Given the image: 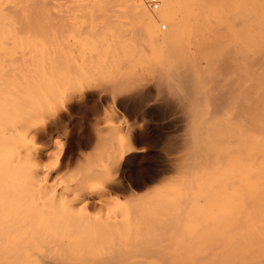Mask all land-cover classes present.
Listing matches in <instances>:
<instances>
[{
	"label": "rangeland",
	"instance_id": "rangeland-1",
	"mask_svg": "<svg viewBox=\"0 0 264 264\" xmlns=\"http://www.w3.org/2000/svg\"><path fill=\"white\" fill-rule=\"evenodd\" d=\"M1 1L0 264H42V256L51 257V247L61 240L55 233L52 240L50 231L51 239L44 231H33L48 238L42 241L47 239L46 246L53 242L48 250L39 236L37 241L31 235L26 220L34 227L35 219L47 217L48 223L57 216L65 221L153 216L166 219L162 222L170 233L190 229L191 235H200L207 225V235H214L206 248L212 256L224 242V253L238 249L243 255L241 264L254 255L258 261L253 264H264V0H254V30L252 25L240 28L249 60L242 55L233 74L226 67L199 77L204 84L210 81L204 86L211 94L206 110L213 111L211 102L221 96L226 99L207 122L215 129L217 164L212 176L216 196L207 206L205 196L186 201V185L177 180L187 136L185 105L178 97L179 83H174L178 76L165 67L159 46L145 37L139 21L118 11L124 8L120 0H102L99 7L91 3L101 0ZM112 22L124 30L115 32L114 24L108 26ZM157 23L159 31L167 30V25L160 28L163 21ZM219 78L225 80H219L225 83L224 95L213 86ZM232 168L236 174L227 176ZM6 179L12 187L7 199ZM205 231L195 238L203 244ZM234 235L236 247L229 246ZM61 237L69 247L62 246L59 255L66 253L61 258L72 262L58 255L51 264H81L74 256L86 264L91 254L97 258L92 249L84 256L78 252L86 251L87 237ZM78 241L83 248L73 252Z\"/></svg>",
	"mask_w": 264,
	"mask_h": 264
},
{
	"label": "bare ground",
	"instance_id": "bare-ground-1",
	"mask_svg": "<svg viewBox=\"0 0 264 264\" xmlns=\"http://www.w3.org/2000/svg\"><path fill=\"white\" fill-rule=\"evenodd\" d=\"M2 2L3 1L0 0V10L2 8V4H4ZM120 2L121 3L119 5H123L124 8L123 10L118 11H122V16H129V18H134L139 21V25L137 26L145 35V37H147L151 41L150 43L157 44L159 46V55L162 56V60H165V63L167 64L165 67H167L172 74L175 73L176 76H178V78L175 79L174 75V81L178 80L174 83H179L178 87L176 88L178 90L179 99H181L182 104L185 105L184 115L186 116V124L188 126L186 125L187 134H185V136H187L184 139L185 154L181 162L176 165L177 180L180 182H184L186 185V201L190 200V202H194V200L196 201V199L200 198V196H205V205H210L213 198L216 196L215 192L213 191L215 183L214 179H212V176L214 173V166H216L217 164H215L216 159L214 158L216 143L215 138H213V135L215 133V129L209 128L207 126V122L210 117H213L218 110L224 107L226 99L221 96L219 100L216 99L217 101L215 100L212 101L213 103L211 102V105L213 104L212 106L215 108L213 111L206 110V96L207 94H210V90L208 87L204 86H207L206 81L208 80H204V84L202 80H200L202 78L199 77H204L202 73L204 74L205 72H209L210 74H213L215 72L219 73V71L226 67L228 68L227 70H230V72H232L233 74L235 69L238 67L239 58L243 55V58L246 56L244 60L248 59L247 55H245L247 54V52L244 53L242 51V43L244 41L242 43L240 41V38L242 37L240 35V28H242L243 26L246 30H250L253 27L254 30L255 26L258 24H254L255 26L252 25V21L254 18L253 13L255 11L254 0H161L160 8L155 12H150L142 0H120ZM103 3L105 2H102V0L100 3L92 2L91 6L99 7L103 5ZM77 5L79 4L77 3ZM10 6L11 5H7V7ZM79 6H81L82 8L85 7L86 9V4L84 3ZM158 20L163 21L164 25H167V30L159 31V28L157 27ZM263 21L264 20H262V22ZM113 24L114 23L112 22V24L108 26H112ZM114 25V27L116 28L115 32H120L121 30H124L122 24L115 23ZM246 39L247 38L245 37V40ZM247 43L249 42L246 41L245 44ZM247 45H250V43ZM226 60H229V63L226 64ZM223 72L224 70L221 73ZM221 73L220 77L223 78ZM197 74L199 76H196ZM232 74L230 75L232 76ZM219 80L220 78L217 80L219 84L216 83L217 81H213L214 83L211 81V83H213L214 87H217L215 88L218 91V88L221 89L219 91L221 93L220 95H224L222 91L225 83L221 82L225 80L221 79V82ZM230 91L233 94L234 88L232 87ZM203 108L205 111L203 110ZM192 129L195 132L194 135L190 134ZM228 157L229 155H225V159H227ZM235 174L236 173H234V169L232 168L230 169V173L227 176H233ZM3 187L6 191L5 198L7 199V191L9 190V188H12L8 184L7 179ZM189 206H191V204H189ZM180 216L181 215H179V217ZM188 216L190 217L191 214ZM59 217L60 216H57L54 221L51 220L48 223L46 217L44 219L46 222L45 224L42 223V221L44 222L43 218L39 220L35 219V225H37L34 227L29 226L30 219L26 220V222L28 223L27 226L32 231L31 235L36 237L37 241H39V238H41L42 243L45 238H50L49 236L52 235V240L58 237L57 239L61 240L62 242L60 244L58 240L54 241H58V245L60 244L59 247L57 244L53 245V242H48L49 244L46 246L45 244H47L46 240L48 238L42 244L40 242H37V244L41 245L46 242L44 245L47 249L50 244L53 245L51 247L53 248V250L49 248L53 251V253L51 252V250L49 251L51 257L41 255V261L44 264H51L52 262H55V257L59 259L58 255L62 246H64V250L65 247H69L66 243H63L61 236H64L65 238L73 236L76 237L77 240L79 236L83 237L84 239L87 237L91 241H88L87 243H89L91 246L96 245L94 248H92L89 244H86L87 246L85 247V251L84 249H80L81 247L83 248V243L81 241V243L78 241L80 243V245L78 244L79 248L77 246L76 250H74L75 247L72 245V250L73 252H75L77 251V249H80L78 250V252L80 251V254H86L87 252L91 254L93 253L92 251L90 252L91 249L94 250L95 254L97 252L99 254L100 250L98 249L103 245L104 248H101H103L102 250H104V252L105 247L106 249L107 247L110 248L109 252H107L108 250H106L105 253L103 252L104 254L100 252V254L102 255H99V257L98 254H96L97 258L95 257L94 259H91V256L93 255L91 254V256L89 257L90 260H88V264H238L240 263V259L243 257L242 254L240 255L238 253V249L231 251L229 250L228 253H226V251L225 254L224 250L222 249L225 244L224 242H219V244H217L219 248H216L215 251L213 250L214 253L212 252V256L211 250L209 249V251L206 248H208L207 246L213 243L211 241V237H213L214 235H211L210 233L208 234L211 237L207 235V227L209 226L205 225V227L203 224V231L201 232V234L203 235V232L205 231L204 227L205 229H207V232L205 231L206 235L204 234V236L207 237H204L205 239L203 241L205 242L206 240V244L204 243L205 245L200 242L202 241L200 238V241L195 239L201 234L198 235V233L195 232L196 235H194L192 231L193 235H191L190 229H186L185 226L183 228V226L180 224L181 222L177 223L181 225L180 227L182 229L188 230V232H185L186 234H182V230L181 233L180 231L176 232L177 234L170 233L173 232L171 231L172 229L170 230V228H168V230H165L167 228V225L164 224L167 223L165 222L166 219L164 220L163 218L161 219L157 217L153 218V216H151L152 218H150V216H131L124 218L114 216V218H99V220H85L84 217L81 220L78 217H67L66 219L70 218L67 221H65L64 219L61 220L62 218H65V216H62L61 219H59ZM186 218L187 217H185V219ZM156 219H159V222L161 219V222L159 223ZM162 220H164V223L162 222ZM172 220L170 219V221ZM39 221L41 223H39ZM191 221L192 219L186 222ZM237 221L238 220L236 219L235 222ZM203 223L208 224V221L204 219ZM163 224L164 226H166L165 228L164 226H162ZM176 226L177 225L175 224L173 228H175ZM233 228L237 229V223H234ZM56 230H58V232ZM33 231H44L45 236H47L49 233L50 235L44 237L43 239V236L41 234H38V232ZM47 231L50 232L48 233ZM61 231L63 233H61ZM53 234L55 235V238ZM38 236L39 238H37ZM232 237L233 239L232 241L230 240V245H228L236 247L238 244L235 242V235ZM208 238L210 239L209 241H211L209 245H207ZM87 240L85 239V241ZM194 240L197 242H194ZM185 242L192 243V247L190 246V244H183ZM195 243H201L204 246L194 245ZM184 245L189 246V250H191L188 251V249H186L187 246L184 247ZM54 246L59 248L57 249L58 252L56 251V248L54 250ZM193 246L195 247V250L192 249ZM213 246L215 247L216 245L214 244ZM87 249H89V251ZM64 250H62L61 252H65ZM70 251L67 250V254ZM54 252H57V256L56 254H54ZM52 254L55 256L53 257ZM64 254H61V256L59 255L60 259H63L61 257L62 255L64 256ZM84 254L82 256H84ZM37 255L40 254L37 253ZM248 256L246 254V257ZM254 256L256 257V255ZM255 257H252V260L249 259L252 263L249 260V262H247L248 258H246V264H253L254 261L257 262L258 257H256L257 259H255ZM73 258H76L74 261L78 260L77 262L80 261L81 264H86L84 263L85 261L82 262L83 260L80 258V256H74L72 257V260ZM68 260L71 261V258H66V260L63 259L62 261L67 262ZM241 260H244V257ZM260 261L263 260L261 259Z\"/></svg>",
	"mask_w": 264,
	"mask_h": 264
},
{
	"label": "built area",
	"instance_id": "built-area-1",
	"mask_svg": "<svg viewBox=\"0 0 264 264\" xmlns=\"http://www.w3.org/2000/svg\"><path fill=\"white\" fill-rule=\"evenodd\" d=\"M143 3L146 5L147 9L150 12H155L156 10H158L161 6V0H142ZM160 28L164 29L165 25L164 23L160 24Z\"/></svg>",
	"mask_w": 264,
	"mask_h": 264
}]
</instances>
